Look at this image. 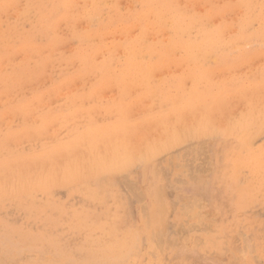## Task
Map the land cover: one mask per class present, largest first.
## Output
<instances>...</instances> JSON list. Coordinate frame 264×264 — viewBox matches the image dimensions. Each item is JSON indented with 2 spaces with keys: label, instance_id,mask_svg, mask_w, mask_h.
<instances>
[{
  "label": "rangeland",
  "instance_id": "1",
  "mask_svg": "<svg viewBox=\"0 0 264 264\" xmlns=\"http://www.w3.org/2000/svg\"><path fill=\"white\" fill-rule=\"evenodd\" d=\"M0 264H264V0H0Z\"/></svg>",
  "mask_w": 264,
  "mask_h": 264
},
{
  "label": "bare ground",
  "instance_id": "2",
  "mask_svg": "<svg viewBox=\"0 0 264 264\" xmlns=\"http://www.w3.org/2000/svg\"><path fill=\"white\" fill-rule=\"evenodd\" d=\"M141 3V2H140ZM179 3V2H178ZM103 4V3H102ZM246 10V9H245ZM257 11V10H256ZM263 12V11H262ZM168 14V13H167ZM177 15H178V13H177ZM187 15V14H186ZM142 16V15H141ZM176 16V15H175ZM164 17H165V15H164ZM154 18V17H153ZM150 19V18H149ZM146 21V20H145ZM258 21V20H257ZM114 23V22H113ZM168 23H169V21H168ZM140 24V23H139ZM136 27V26H135ZM194 27V26H193ZM122 28V27H121ZM150 28V27H149ZM120 30V29H119ZM138 30V29H137ZM130 31V30H129ZM167 31V30H166ZM223 31V30H222ZM197 32V31H196ZM259 32V31H258ZM115 33V32H114ZM118 33V32H117ZM129 33V32H128ZM170 33L171 32H169V34H168V32H167V35H170ZM193 33V32H192ZM236 33H237V31H236ZM110 34V33H109ZM134 33H132V35H133ZM141 34V33H140ZM164 34V33H163ZM130 36H131V33L129 34ZM137 35V34H136ZM135 35V36H136ZM155 35V34H154ZM166 35V33H165V35L164 36H167ZM125 36V35H124ZM124 36H123V38H124ZM216 36V35H215ZM120 37V36H119ZM126 37V36H125ZM127 37H128V34H127ZM133 37V36H132ZM159 37H160V34H159ZM199 37V36H198ZM122 38V37H121ZM148 38V37H147ZM176 38V37H175ZM165 39H166V37H165ZM153 40H155L154 38H153ZM263 40V39H262ZM116 41V40H115ZM164 41V40H163ZM166 41V40H165ZM29 44H31V43H29ZM29 44H27V46L29 45ZM121 44V43H120ZM32 45V44H31ZM114 46V45H113ZM112 46V47H113ZM131 46V45H130ZM130 46H129V48H130ZM137 46V45H136ZM111 47V46H110ZM112 47H111V49H112ZM132 47V46H131ZM137 48V47H136ZM131 49V48H130ZM178 49V48H177ZM106 50V49H105ZM138 50V49H137ZM241 50V49H240ZM104 51V50H103ZM110 51V50H109ZM139 51V50H138ZM196 51V50H195ZM119 52H121L120 50H119ZM118 52V53H119ZM123 52H124V50H123ZM178 52V51H177ZM181 52V51H180ZM84 53V52H83ZM122 53V52H121ZM127 53V52H126ZM132 54H134L133 52H131ZM130 53V54H131ZM146 52H144V54H145ZM124 54V53H123ZM118 55V54H117ZM136 55V54H135ZM138 55V54H137ZM84 56V55H83ZM142 57V56H141ZM140 57V58H141ZM6 60V59H5ZM6 62V61H5ZM91 62V61H90ZM138 64V63H137ZM2 65V64H1ZM138 152V151H137ZM191 180V179H190ZM198 214V213H197ZM147 227H148V225H147ZM16 244H18V243H16ZM66 250V249H65ZM19 251V250H18ZM130 253V252H129Z\"/></svg>",
  "mask_w": 264,
  "mask_h": 264
}]
</instances>
